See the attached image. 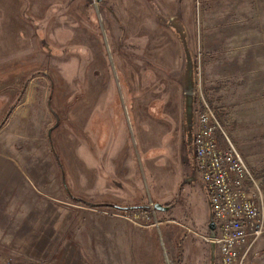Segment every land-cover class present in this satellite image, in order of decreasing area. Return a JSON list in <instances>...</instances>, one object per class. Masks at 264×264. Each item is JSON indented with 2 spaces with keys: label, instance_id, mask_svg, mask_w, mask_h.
Masks as SVG:
<instances>
[{
  "label": "rangeland",
  "instance_id": "rangeland-1",
  "mask_svg": "<svg viewBox=\"0 0 264 264\" xmlns=\"http://www.w3.org/2000/svg\"><path fill=\"white\" fill-rule=\"evenodd\" d=\"M0 60V158L31 186L0 214V264H101L46 249L53 204L139 213L148 264H218L192 136L204 98L264 182V0H0ZM36 160L67 199L33 184Z\"/></svg>",
  "mask_w": 264,
  "mask_h": 264
},
{
  "label": "built area",
  "instance_id": "built-area-1",
  "mask_svg": "<svg viewBox=\"0 0 264 264\" xmlns=\"http://www.w3.org/2000/svg\"><path fill=\"white\" fill-rule=\"evenodd\" d=\"M197 110L193 136L196 163L216 223L215 236L207 234L204 238L215 241L218 264H247L264 254V182L227 135L216 109L202 98ZM122 216L142 225L139 213ZM167 264L177 263L167 260Z\"/></svg>",
  "mask_w": 264,
  "mask_h": 264
},
{
  "label": "crops",
  "instance_id": "crops-1",
  "mask_svg": "<svg viewBox=\"0 0 264 264\" xmlns=\"http://www.w3.org/2000/svg\"><path fill=\"white\" fill-rule=\"evenodd\" d=\"M6 70L7 68L2 65L0 60V74ZM38 162L36 160L35 164L25 163L29 174L32 176L33 184L41 183L49 190L47 192L50 195L58 199H67L58 184L59 182L55 181L56 178L51 173L52 171L50 172L51 167L49 164L47 166L44 164L40 168ZM14 165L13 162L0 158V203L3 202L0 204V214L7 216L11 214L12 196L10 195L13 192V184H20L23 194H26V196L29 189L31 192L29 182L24 179L21 171ZM39 169H42L41 172ZM118 183L122 188H125L123 183L120 181ZM36 198L38 199V197ZM98 199L100 200L101 197ZM43 201L42 199L41 202ZM121 204L122 206L119 208L122 209L135 207L130 205L132 203L126 201L120 202ZM48 209L49 213H44L46 218L44 221L49 229L41 231L51 234L49 238L51 245H46V249H57L56 254L60 259H69L75 255H79L78 257L81 260L82 258L90 257L91 259L98 256L101 264H148L147 256H149L150 249L155 250V246L159 247L156 243L157 235L154 230L156 225L153 223L142 226L133 225L121 218L106 217L96 213L85 214L73 206L64 207L66 210L63 214L57 204H53ZM40 214L43 218V213ZM153 250L151 251L153 252ZM263 256L264 254L254 258L260 263L259 260ZM94 260L91 259L90 263L93 264Z\"/></svg>",
  "mask_w": 264,
  "mask_h": 264
},
{
  "label": "water",
  "instance_id": "water-1",
  "mask_svg": "<svg viewBox=\"0 0 264 264\" xmlns=\"http://www.w3.org/2000/svg\"><path fill=\"white\" fill-rule=\"evenodd\" d=\"M189 104H191V103H189ZM191 106L189 105V108L187 109L189 112H191ZM193 136H194V134H193ZM192 136V137H193ZM192 142H193V144H194V137L192 138ZM196 158V157H195ZM204 185H205V183H204ZM206 187V186H205ZM209 195V194H208ZM118 207H121V206H118ZM153 208L154 209H156V210H160V211H162V210H167V209H169L170 208V206L169 205H164V204H161L160 202H157V203H154L153 204ZM212 208V207H211ZM215 226H216V223H215V221H214V217H213V215L211 216V219H210V222H209V225H208V228H209V234L211 235V236H215ZM211 243V245H212V247H213V250H214V252H217V246H216V244H215V241H211L210 242Z\"/></svg>",
  "mask_w": 264,
  "mask_h": 264
}]
</instances>
